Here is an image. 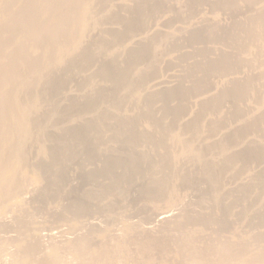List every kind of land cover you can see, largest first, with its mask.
<instances>
[{"label": "rangeland", "instance_id": "1", "mask_svg": "<svg viewBox=\"0 0 264 264\" xmlns=\"http://www.w3.org/2000/svg\"><path fill=\"white\" fill-rule=\"evenodd\" d=\"M101 14L109 49L155 28L161 58L172 61L160 58L149 83L172 80L186 92L161 90L127 123L103 118L108 88L79 98L96 76L94 59L86 62L84 49L55 58L71 37L88 42L83 23ZM144 45L131 67L144 64ZM25 57L41 72L27 89L15 76L29 73ZM17 97L36 98L28 123L42 125L45 140L27 131ZM119 107L134 108L131 100ZM190 112L183 128L173 123L172 113ZM171 129L211 143L212 177L175 152ZM20 137L33 138L35 157L16 187L12 157L0 161V264L22 255L57 264L68 241L85 259L118 240L113 264H143L123 249L169 212L178 213L174 228L157 225L152 237L188 248L181 256L171 248L174 261L162 262L160 246L144 264H264V0H0V148Z\"/></svg>", "mask_w": 264, "mask_h": 264}, {"label": "bare ground", "instance_id": "2", "mask_svg": "<svg viewBox=\"0 0 264 264\" xmlns=\"http://www.w3.org/2000/svg\"><path fill=\"white\" fill-rule=\"evenodd\" d=\"M82 11L85 12V6H83ZM109 13L110 12H108V14ZM102 16L103 14L98 16L96 19H90L87 22L83 23L87 26V30H90V32L93 34V36L90 38V40H88V42L83 43V44L82 43L76 44L77 42L73 41V37H71L70 44L66 45L67 50L66 49L63 50V52L59 53L55 58L56 60L55 62L60 63V61L58 60H60L64 54L66 56H69V55H72L73 53L77 54L79 50L82 51L84 49L82 52L85 53L86 57L83 59L88 63L91 62L92 58L94 59L95 61L94 62V67H95L94 72L96 76L94 80L89 84V87L80 93L81 96H79V98L89 99L93 96L95 92H98V91L101 92L102 89L104 90L105 88H108V92L104 90L106 91V99H108V101H106L105 108L102 111L103 118L105 120L111 119L115 123L116 122L127 123L130 121L133 115L136 114V112H139L145 108L147 109L150 108V106H148L149 102L154 100V98L157 95H159V92L161 90L171 88L167 91L168 92L175 91L174 92L175 94L176 92H180V94L186 92L184 88H181L179 86H174L172 85L173 83H169L172 80L163 81V80H160L161 78H156V80L153 83H149L148 76L157 70L159 66V64L157 63H159L161 54L163 53V50H164V44H162L164 42L160 41L161 43L159 42L155 44V42H153L152 40L155 34L157 33V30L155 28H150L151 30L149 29V31L142 34L143 35V36L141 35L142 37L138 36V38L140 37L139 39L138 38L135 40L132 39L133 42L129 41V43L131 44L125 43V44H122V46L109 49V47H107L108 46L107 43L109 39H106V40L104 39L107 43L105 41L102 42L103 41L102 39L106 35L105 34H103L105 36L102 35V33L104 32H102L100 35V32L102 30L100 28V21L103 20V18H101ZM104 16H105V13H104ZM83 24L81 25L80 28H84ZM101 36L103 37L101 39L102 41L100 40ZM168 36L166 38L169 39L170 37ZM136 37L137 36H135L134 38ZM143 44H145L144 46H146L145 51L142 53V56L143 55L145 56L144 57L145 62L142 66L133 68L131 67V60L133 59L135 54H137V52L135 53L133 52L135 51L136 47L143 45ZM142 47L140 46V49ZM170 58H174V56ZM28 60L29 58L27 57L23 59L22 68H24L25 71H29V73H23L22 75L21 74L15 75L21 80L20 81L21 87L23 89H27L29 86H31V83L34 81H36L37 83L38 80H40L41 78V72L39 71V68H37L38 65L36 64V66H29L30 64L27 62H30V61ZM161 60L162 62H164L165 60H167L166 62L172 61V59H166L163 56ZM112 62L115 64H113ZM109 63L110 64L112 63L113 66L112 64L110 65ZM40 65L41 66L49 65L48 58L44 57ZM14 72L21 73L20 71H16V70ZM145 78L146 80H148V84L141 85V81L142 80L144 81ZM146 80L144 82H146ZM24 98L19 99V97H17V98H14L13 100L15 101V107L17 109L18 116L23 118L26 123V126H28L30 124L28 123L29 118L32 117V114L35 115L33 108H34V105H36L37 101H36V98H32V99L30 98L24 99ZM123 100H128V101L131 100L133 102L134 108H131L130 114L126 108L122 109V107H119V103H121ZM176 106L180 108V105H178V103L176 104ZM172 109H173L172 111L174 112L176 111L174 110V108ZM172 114H173L172 121L174 124L178 126V128H183L184 126L189 124L191 116H192L191 112L183 116H180V118H176L175 116L176 113H172ZM89 118H92V116L84 118L81 121L85 122ZM143 126H145L144 123H143ZM42 127H43L42 125L33 124V125H29L28 128L27 127L26 128L29 133H33V134L38 133V135H40L41 138H44L43 140H45ZM17 131L19 132V135L22 134V128L18 129ZM184 133L185 131L183 132V134ZM183 134L180 131V129L170 130L169 135H170V139L173 142V145L176 148L175 152L183 156L185 159L189 160L193 166L196 165V166H200V168L206 169L204 171L208 173L207 178L209 177V174L212 177V174H214L213 171L215 168V163H216L215 157L216 156L211 155V151L208 149V144H211V143H207L208 140L205 141L203 136L199 133H193V132L191 134L187 133L185 136ZM203 135H204V132H203ZM31 139L20 137L18 145H13L10 140L9 141L4 140V144L2 148H0V157H1L0 161L6 162L10 160L9 158L12 157L14 166H16V170L14 172V177H13V187H16L18 185V183L15 180L16 174L18 172L21 174H24L30 160L31 159H32L31 161L34 160L33 158L35 157L36 144ZM81 141L84 143L87 142V140L85 139H81ZM244 144H245V147L248 146V143H244ZM211 180L213 181V179ZM177 216H178V213H174V212L161 213L155 216L154 218L155 226L146 227L143 234H139L135 236L136 238L132 240L133 245L131 246V248L126 247L123 249V251L130 249L133 251L132 253H135L136 256L140 257V259L147 261L150 258H152L153 251L156 250L157 248H160V246H162L164 247L162 250H160L164 256V258L161 259L162 262L163 261H169V262L174 261L173 259L174 256L176 255L181 256L184 252H186V248H188L187 243L180 242L181 244H177V247L173 248L172 244H170L173 241H170V239L168 240V238H166L165 241L156 240L155 237H152V234H155L157 225L158 227H162L163 230H166V231L174 228V225H175L174 223H176L175 218ZM125 230H128V227L126 225L122 227L121 235L124 234L123 232ZM52 235H55V234L53 233ZM122 240L124 241V239ZM117 242L120 243L118 240L114 242L113 244L111 243L106 246L103 245L101 249L98 248V250L95 248H92L93 252L91 256L86 257V258L84 256L85 259H83L82 252L77 249H74L73 243H70L68 241L66 243V246L63 248L64 251L61 247L58 249L61 252L59 255H57V260H59L57 264H113L115 263L114 252L117 251V244H118ZM171 248H173V253H175L176 255L170 252ZM166 258H171V259H166ZM132 259L136 260L135 257ZM144 261H143V264H144ZM34 262H35L34 259L33 260L30 258L28 259L27 256L22 255L18 259L17 264H35Z\"/></svg>", "mask_w": 264, "mask_h": 264}]
</instances>
